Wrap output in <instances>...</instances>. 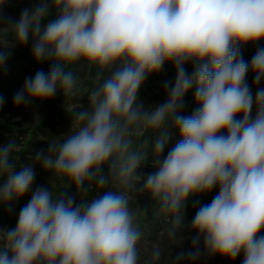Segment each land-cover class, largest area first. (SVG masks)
Instances as JSON below:
<instances>
[{"label":"clouds","instance_id":"9594fccd","mask_svg":"<svg viewBox=\"0 0 264 264\" xmlns=\"http://www.w3.org/2000/svg\"><path fill=\"white\" fill-rule=\"evenodd\" d=\"M7 28L21 46L31 38L37 63L51 64L25 78L13 97L17 106L72 92L76 76L66 69L77 62L108 75L92 90L90 106L75 112V130L49 143L47 154L37 152L17 170L16 140L0 146V203L32 192L15 228L0 230V264H139L141 232L128 193L158 200L174 216L168 235L176 239L186 202L214 188L218 194L191 223L193 250L173 264L185 255L197 259L201 241L209 254L234 260L242 253V264H264V87L253 93L246 79L251 72L254 85L264 81V0H38ZM247 45L256 47L250 62ZM11 54L0 47V69ZM166 63L175 67V82H164L163 103L145 108L139 90ZM193 89L198 107L182 115ZM171 128L180 139L162 156ZM147 129L157 134L154 171L145 174L138 169L146 153L133 137ZM37 163L68 177L78 194L91 184L103 194L77 204L64 192L54 198L48 186L33 190ZM110 182L124 190L104 191ZM161 256L153 250V262Z\"/></svg>","mask_w":264,"mask_h":264},{"label":"trees","instance_id":"16d2710c","mask_svg":"<svg viewBox=\"0 0 264 264\" xmlns=\"http://www.w3.org/2000/svg\"><path fill=\"white\" fill-rule=\"evenodd\" d=\"M38 0H6L0 17V47L10 48L11 56L4 69H0V96L4 98L3 106L0 107V146L6 144L9 139H15L18 151L17 170L19 165L28 164L37 152L43 151L47 154L49 143L62 140L68 132L75 130V112L82 108H88L92 90L103 82L108 75V70L100 69L98 66L90 65L86 61H80L69 65L70 70L76 76V85L72 92L64 93L57 91L55 96L49 100H32L29 103L15 105L14 94L21 90L26 77H32L38 70L47 73L51 67L48 62L37 63L31 52V38L27 45L17 44L14 33L8 29L9 20H18L24 8H32ZM55 12L42 21V25L53 19ZM264 46V41L261 42ZM256 47L247 45L243 48L245 60L251 61ZM185 68L189 74L193 71V65L188 63ZM176 70L173 64L166 63L159 73H153L147 77L138 93V101L145 108H152L163 103L167 99L164 89L165 81L175 82ZM251 82V72L246 77ZM184 107L180 114L189 116L198 106L194 100V89L184 97ZM173 133L168 146L162 156H166L180 139L179 132L175 128L170 129ZM157 133L147 129L142 135L133 137L138 147L143 146L146 153L145 164L138 172L150 173L152 167L151 143ZM36 172L33 190L37 186H48L53 197L64 192L66 196L75 197L76 203L81 199L90 201L98 195H102L95 184L89 185L87 193L78 194L71 180L61 174L44 170L40 164L34 165ZM103 174L108 175V166L103 167ZM123 191L119 185L109 183L104 191ZM219 189L214 188L207 194H199L190 198L185 205L182 217V225L177 231V238L170 239L168 233L173 226L174 216L161 211L158 200L145 198L144 193L132 190L128 193L130 197L129 207L134 216V223L141 232V238L137 244L140 254L139 264H173L180 253H189L193 250L191 238L196 235L191 231V223L200 206L210 204L218 194ZM30 191L18 201L10 204L0 203V230L14 229L18 220L20 209L28 203L31 198ZM264 235V232L261 233ZM2 243V241H0ZM159 248L162 256L159 261L153 262V250ZM241 253L234 260L219 254L212 255L204 250L203 243L200 244V255L192 260L185 255L180 264H242Z\"/></svg>","mask_w":264,"mask_h":264},{"label":"rangeland","instance_id":"374dc122","mask_svg":"<svg viewBox=\"0 0 264 264\" xmlns=\"http://www.w3.org/2000/svg\"><path fill=\"white\" fill-rule=\"evenodd\" d=\"M253 80H254V76H253V74L251 73V82L249 83V85L252 87V91H253V93H255L257 87H264V81H262L261 84L257 86V85H254V84H253ZM133 140H134V139H133ZM134 147H138V144H137L136 140H134ZM144 197H145V198H151V196H150L148 193H144Z\"/></svg>","mask_w":264,"mask_h":264}]
</instances>
